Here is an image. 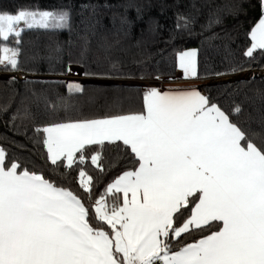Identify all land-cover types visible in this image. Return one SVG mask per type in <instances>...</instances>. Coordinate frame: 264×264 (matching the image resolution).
I'll return each mask as SVG.
<instances>
[{
    "label": "snow or ice",
    "instance_id": "snow-or-ice-1",
    "mask_svg": "<svg viewBox=\"0 0 264 264\" xmlns=\"http://www.w3.org/2000/svg\"><path fill=\"white\" fill-rule=\"evenodd\" d=\"M66 28V9L0 11V41L19 44L25 31ZM250 37L245 55L253 57L264 50V14ZM196 55H179L186 78L197 75ZM19 56V48L0 46L4 70H18ZM68 90L84 91L77 82ZM144 102L142 112L34 129L44 134L39 142L51 164L66 161V169L84 164L91 146L101 171L106 142L130 149L138 167L94 203L22 167L0 146V264H264V135L242 129L197 90L151 89ZM78 183L91 201L93 177L81 169ZM193 231L209 234L176 243Z\"/></svg>",
    "mask_w": 264,
    "mask_h": 264
},
{
    "label": "trees",
    "instance_id": "trees-1",
    "mask_svg": "<svg viewBox=\"0 0 264 264\" xmlns=\"http://www.w3.org/2000/svg\"><path fill=\"white\" fill-rule=\"evenodd\" d=\"M262 3L264 0H0V11L38 7L66 9L71 16L70 30H29L22 33L19 44L12 38L0 41V46L20 50L19 69L6 71L0 66V74L65 77L73 68H80L88 78L171 79L177 76L179 54L188 50L197 51L196 79L264 71V50H256L253 57L245 55L252 43L250 33L264 14ZM68 85L0 78V146L22 167L42 173L85 198L86 203H94L120 175L138 167L130 149L121 142L106 143L101 171L90 159L98 146H91L84 164L66 169V161L51 164L46 147L39 142L44 134L34 129L65 120L142 112L144 92L138 86L86 84L82 93H69ZM202 89L242 129L264 135V76L207 84ZM237 106L239 113L234 112ZM81 169L93 177L91 201L78 183ZM188 215L186 212L182 219ZM217 224L213 222L210 230H217ZM207 234L193 231L176 243H192Z\"/></svg>",
    "mask_w": 264,
    "mask_h": 264
},
{
    "label": "rangeland",
    "instance_id": "rangeland-1",
    "mask_svg": "<svg viewBox=\"0 0 264 264\" xmlns=\"http://www.w3.org/2000/svg\"><path fill=\"white\" fill-rule=\"evenodd\" d=\"M188 51H193V50H188ZM194 51H196V50H194ZM196 53H197V51H196ZM196 66H197V55H196ZM178 70L185 75L184 71L179 67V56H178ZM179 71L177 72L176 77L171 78L169 80H174V79H177L178 77H180ZM255 74H257V75L263 74L264 75V71L247 72V73H242V74H238V75L222 76V77H217V78L201 79V80L218 81V78H220V80H228V79L242 80V79H248V78L254 76ZM1 76L3 78H17L18 80H29V79H31V80H51V81H61V82L69 83V84L72 82H77L81 86H84L86 84L114 85L112 83H121V81H127V80L139 82V83H134V84H140V85H136V86H141V84L143 85V83L141 81H151V80L152 81H165L168 79V78H157V79H148V80H131V79L88 78V77L82 76L80 68H73L71 74L68 76H65V77L28 75V74H24V73H17V74L2 73ZM198 80H200V79H198ZM232 81H234V80H232ZM211 82H213V81H211ZM211 82H209V83H211ZM209 83H207V84H209ZM141 88H143V87H141Z\"/></svg>",
    "mask_w": 264,
    "mask_h": 264
},
{
    "label": "crops",
    "instance_id": "crops-1",
    "mask_svg": "<svg viewBox=\"0 0 264 264\" xmlns=\"http://www.w3.org/2000/svg\"><path fill=\"white\" fill-rule=\"evenodd\" d=\"M179 71V70H178ZM180 77L174 80H165V81H141L143 85L138 87H143V92L144 95L146 94L147 91L151 89H157L161 92H169V91H180V90H197L201 94L206 95L204 90L202 89V86L206 85L207 83L214 81V80H198L195 77H187L181 73ZM119 82V81H118ZM126 82V83H125ZM134 83H139L135 81H121V83H112L114 85H130V86H136L140 84H134ZM107 143V142H106ZM122 143V142H121ZM109 196H111L109 194ZM106 197L109 201H111V197Z\"/></svg>",
    "mask_w": 264,
    "mask_h": 264
},
{
    "label": "water",
    "instance_id": "water-1",
    "mask_svg": "<svg viewBox=\"0 0 264 264\" xmlns=\"http://www.w3.org/2000/svg\"><path fill=\"white\" fill-rule=\"evenodd\" d=\"M256 73H257V72H256ZM1 75H2V74H0V78H3ZM263 76H264L263 74H261V75H257V74H255L254 76H252V77H250V78H253V77H263ZM5 79H13V78H5ZM14 79H17V78H14ZM232 80H238V79L220 80V78H218V81H213V82H211V83H209V84L220 83V82H226V81H232Z\"/></svg>",
    "mask_w": 264,
    "mask_h": 264
}]
</instances>
